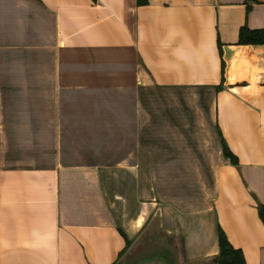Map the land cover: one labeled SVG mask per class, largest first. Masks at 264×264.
Wrapping results in <instances>:
<instances>
[{"label":"crops","instance_id":"crops-1","mask_svg":"<svg viewBox=\"0 0 264 264\" xmlns=\"http://www.w3.org/2000/svg\"><path fill=\"white\" fill-rule=\"evenodd\" d=\"M242 27L264 0H0V264H117L158 231L162 264H216L219 229L264 264Z\"/></svg>","mask_w":264,"mask_h":264},{"label":"trees","instance_id":"trees-1","mask_svg":"<svg viewBox=\"0 0 264 264\" xmlns=\"http://www.w3.org/2000/svg\"><path fill=\"white\" fill-rule=\"evenodd\" d=\"M95 1L92 0V2ZM137 2L144 4L146 0H137ZM238 44H264V29L242 27L239 31ZM257 209L259 218L264 225V204L259 205ZM218 244L219 253L215 259L216 264H245L241 250L233 247L221 229L218 230Z\"/></svg>","mask_w":264,"mask_h":264},{"label":"rangeland","instance_id":"rangeland-1","mask_svg":"<svg viewBox=\"0 0 264 264\" xmlns=\"http://www.w3.org/2000/svg\"><path fill=\"white\" fill-rule=\"evenodd\" d=\"M162 237L159 231L150 235L148 239L137 243L135 248L122 257L117 264H162L160 257L156 255L158 250L162 248V244H168L169 247L173 246L171 242L163 241ZM178 246L179 245L176 244V251L174 249L172 254L173 262L169 264H178V250H180ZM172 259L171 257L169 258V260Z\"/></svg>","mask_w":264,"mask_h":264},{"label":"flooded vegetation","instance_id":"flooded-vegetation-1","mask_svg":"<svg viewBox=\"0 0 264 264\" xmlns=\"http://www.w3.org/2000/svg\"><path fill=\"white\" fill-rule=\"evenodd\" d=\"M147 264H149V263H147Z\"/></svg>","mask_w":264,"mask_h":264},{"label":"water","instance_id":"water-1","mask_svg":"<svg viewBox=\"0 0 264 264\" xmlns=\"http://www.w3.org/2000/svg\"><path fill=\"white\" fill-rule=\"evenodd\" d=\"M158 256V255H157Z\"/></svg>","mask_w":264,"mask_h":264}]
</instances>
